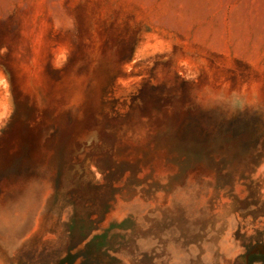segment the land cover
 Masks as SVG:
<instances>
[{
	"label": "rangeland",
	"instance_id": "obj_1",
	"mask_svg": "<svg viewBox=\"0 0 264 264\" xmlns=\"http://www.w3.org/2000/svg\"><path fill=\"white\" fill-rule=\"evenodd\" d=\"M0 264H264V0H0Z\"/></svg>",
	"mask_w": 264,
	"mask_h": 264
},
{
	"label": "trees",
	"instance_id": "obj_2",
	"mask_svg": "<svg viewBox=\"0 0 264 264\" xmlns=\"http://www.w3.org/2000/svg\"><path fill=\"white\" fill-rule=\"evenodd\" d=\"M98 238H99V236H95V237L92 238L91 241H94L95 239H98ZM91 241H90V242H91ZM90 242H89V243H90ZM89 243H87L86 248L89 247Z\"/></svg>",
	"mask_w": 264,
	"mask_h": 264
}]
</instances>
